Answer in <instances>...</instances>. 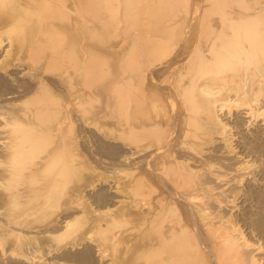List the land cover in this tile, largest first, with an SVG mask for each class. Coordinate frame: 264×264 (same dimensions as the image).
Listing matches in <instances>:
<instances>
[{
	"label": "bare ground",
	"instance_id": "bare-ground-1",
	"mask_svg": "<svg viewBox=\"0 0 264 264\" xmlns=\"http://www.w3.org/2000/svg\"><path fill=\"white\" fill-rule=\"evenodd\" d=\"M113 252L264 264V0H0V264Z\"/></svg>",
	"mask_w": 264,
	"mask_h": 264
},
{
	"label": "rangeland",
	"instance_id": "rangeland-1",
	"mask_svg": "<svg viewBox=\"0 0 264 264\" xmlns=\"http://www.w3.org/2000/svg\"><path fill=\"white\" fill-rule=\"evenodd\" d=\"M167 78V77H166ZM110 90H108V95L110 94V92L112 91V94L110 95V97L114 94L115 95V93H116V96H115V98L117 99V100H119V95H120V93L117 95V92H114L113 90H111L110 92H109ZM108 95H106V98H108V99H106V100H108V101H110V97L108 96ZM121 96V95H120ZM113 99V96H112V98H111V100ZM116 99H113V102H112V104L111 105H115V103L117 102V100ZM114 100H116V102L114 101ZM98 101V103H96V104H99V102L100 101H104V98H103V100H100V98L97 100ZM95 102H96V100L94 101V104H95ZM110 103V102H109ZM232 110L233 111H231V113L229 112L228 114H229V116H228V114H227V118H226V120H230V121H232V122H236V124H237V127L236 128H234V127H231V132H232V134L233 135H235L236 136V138L238 137V136H240L241 135V132H242V134L244 133V134H246L248 131H246V129L247 128H249L248 127V125H247V123H246V120H245V118L244 117H242V116H245V114L243 113V109H242V112H241V114H240V112L238 113V114H240V115H242V116H240V118H238V119H240V121H238V120H236L237 118H236V116H235V112H234V108H232ZM243 113V114H242ZM234 114V115H233ZM89 117H90V119H94L92 116H90V115H88ZM241 118H243L242 120H241ZM91 121V120H90ZM245 124V125H244ZM230 126H232V123H230ZM246 127V128H245ZM261 127H263V125L261 126ZM235 129V130H234ZM248 130V129H247ZM238 133H237V132ZM240 131V132H239ZM240 134V135H239ZM82 140V138L80 137V138H77V140ZM88 142V141H87ZM233 142H235V141H233ZM232 142V143H233ZM90 144V143H89ZM233 146H235V144L233 145ZM180 149H181V147L180 146H178ZM190 151H191V149H189ZM107 160V159H106ZM106 160H104V161H106ZM108 161V160H107ZM98 165V164H97ZM102 165V164H101ZM94 166H95V164H94ZM113 166V165H112ZM116 166H117V169L116 168H114V169H116V170H114V169H110V171H113V172H108L107 173V175L108 176H106V175H104V176H101L100 178H99V180L100 179H102V181H104V180H106L105 179V177L107 178V179H109L110 181L112 180L113 182H119V180H121V182L124 180V174L125 173H123V171H120V170H122V168L120 169V166H119V168H118V165L116 164ZM115 165H114V167H116ZM85 173H87V172H85ZM110 173V174H109ZM112 173V174H111ZM116 173V174H115ZM119 173V174H118ZM89 174L90 173H88L87 175H88V177H86V178H89V177H92L93 175L91 174V176H89ZM123 174V175H122ZM100 175H102V173L100 174ZM114 175H115V177H116V175H117V179L116 178H114ZM120 175V176H119ZM94 176H96L95 174H94ZM121 176H123V177H121ZM119 177V178H118ZM121 177V178H120ZM89 179H91V178H89ZM104 179V180H103ZM108 180V181H109ZM111 181V182H112ZM98 182V181H97ZM172 218L174 219L175 218V216H172ZM128 233H130V232H128ZM119 234V233H118ZM126 235H127V233H126ZM118 253H120V252H118ZM122 253V252H121ZM112 255H115V253L113 252V253H110V256L109 257H111ZM121 255V254H120ZM116 256V255H115ZM112 257H114V256H112ZM111 257V258H112ZM263 257H264V255H263ZM115 258V259H114ZM114 258H112L111 260L114 262V260H116V259H118L117 257H114ZM46 261H47V259H46ZM45 261V263L44 264H46L47 262ZM110 262L109 264H112L113 262ZM116 261H118V263H119V260H116ZM178 262V261H177ZM175 263V264H178V263ZM117 262L115 263H113V264H118ZM187 262H185L184 264H186ZM63 264H65V263H63ZM120 264V263H119ZM125 264V263H124ZM151 264H168V263H166V262H161V261H158V263L156 262H154V263H151ZM172 264H174V263H172Z\"/></svg>",
	"mask_w": 264,
	"mask_h": 264
}]
</instances>
